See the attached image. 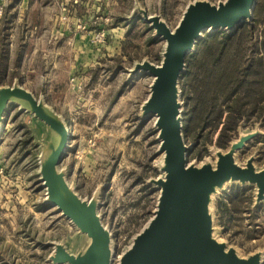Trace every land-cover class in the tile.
I'll return each instance as SVG.
<instances>
[{"label":"rangeland","instance_id":"rangeland-1","mask_svg":"<svg viewBox=\"0 0 264 264\" xmlns=\"http://www.w3.org/2000/svg\"><path fill=\"white\" fill-rule=\"evenodd\" d=\"M56 1L63 26L73 25L70 35L87 34L97 57L72 67L67 61L71 59L70 48L63 47V61L54 79L44 84L28 74L26 81L59 110L68 134L65 153L55 166V182H61L58 191L63 199L94 216V225L109 236L110 264H119L136 235L154 216L161 191L158 181L165 178L166 156L160 149L156 116L143 110L153 77L134 70L144 62L160 65L166 40L156 37L155 28L145 18L159 16L173 31L189 5L205 1L218 6L227 0H123L120 16L115 19L126 25L118 33L107 29L109 17L106 20L105 15L85 12L79 15L68 0ZM6 3L10 1H0V39L10 35L17 39L21 25L4 18ZM46 6L53 7L54 0H47ZM254 8L255 19L245 22L258 30L264 25V0H256ZM30 17L31 21L38 20L35 11ZM114 38L118 40L115 46ZM195 48L196 44L192 50ZM9 61L6 74L15 76L18 64L14 56ZM27 65L31 69L34 64ZM10 81L2 78L0 84ZM180 84L179 77L175 100L183 120L185 94ZM18 100L16 96L0 95V264H70L65 260L69 256L80 264L87 260L91 248L98 256L100 244L52 204L46 188H42L45 165L39 160L43 150L39 142L43 129L40 122L26 118L19 110ZM242 124L226 148L215 145L217 132L203 142L184 139L187 146H192L186 154L187 166L214 169L231 143L241 135L254 133L241 150L233 151V160L241 168L250 165L255 172L264 170V128L253 118ZM63 185L73 192L77 203ZM233 185L250 184L229 181L209 194L211 239L241 260L254 256L255 264H264V197H257L255 184L249 209L229 216L224 226L217 221L216 200Z\"/></svg>","mask_w":264,"mask_h":264},{"label":"water","instance_id":"water-1","mask_svg":"<svg viewBox=\"0 0 264 264\" xmlns=\"http://www.w3.org/2000/svg\"><path fill=\"white\" fill-rule=\"evenodd\" d=\"M255 1L227 0L218 6L205 1L195 2L187 7L173 31L159 16L145 18L155 28L156 37L166 40L160 65L144 62L134 70L153 77L150 96L143 110L145 114L156 116L155 124L161 139L160 149L166 156L165 178L158 181L161 191L154 216L136 235L119 264H255L254 256L241 260L232 250L225 252L222 245L211 239V220L207 212L210 192L229 181L255 184L257 197H264V170L255 172L250 165L241 168L235 164L232 156L233 151L241 150L255 134L241 135L237 141L231 143V149L221 156L214 169L187 166L186 154L192 146H187L184 142L183 120L179 104L175 100L176 87L185 67L186 56L200 38V32L234 30L252 18ZM0 95L27 100L35 115L50 124L58 133L60 139L53 153L43 158L44 160L42 155L39 158L45 165L41 178L42 188H46L52 204L57 205L67 218L100 244L99 255L96 256L91 248L87 260L80 264H110L108 234L94 225V216L83 207L80 209L63 199L57 189L61 182H55V166L65 153L64 141L68 137L63 122L49 116L43 111L41 104L16 86L0 89ZM59 176L60 179L63 178L62 175ZM63 187L77 203L73 192L67 190L65 185ZM72 207L78 209L87 220L76 214ZM65 260L70 264H78L77 258L72 256Z\"/></svg>","mask_w":264,"mask_h":264},{"label":"trees","instance_id":"trees-1","mask_svg":"<svg viewBox=\"0 0 264 264\" xmlns=\"http://www.w3.org/2000/svg\"><path fill=\"white\" fill-rule=\"evenodd\" d=\"M255 27L243 22L232 31L205 32L186 56L180 76L184 139L203 142L217 132L215 145L226 148L245 121L253 118L264 128V25ZM254 196L252 185L222 193L215 203L218 223L249 209Z\"/></svg>","mask_w":264,"mask_h":264},{"label":"crops","instance_id":"crops-1","mask_svg":"<svg viewBox=\"0 0 264 264\" xmlns=\"http://www.w3.org/2000/svg\"><path fill=\"white\" fill-rule=\"evenodd\" d=\"M1 1V0H0ZM10 3L4 5V18L9 17L11 23H19L20 33L18 38L14 35L5 39H0V64L3 73H0V80L2 78H10L9 84H0V89L17 87L24 93L31 96L38 104H41L43 111L49 116L55 117L58 121L63 122L62 114L59 110L50 103L43 94L37 95L27 84L28 74L35 75L44 84L50 82L55 78V72L59 69L63 61L62 49L63 47L70 48L72 53L71 59L68 56V62L72 67L83 63H90L91 58L96 59L97 51L95 45L91 43L87 34L70 35L71 28L69 25L63 26V21L60 18L61 11L57 7V1L54 0V6H46L47 0H8ZM70 8H73L74 13L82 15L99 14L105 15L106 20L111 19L107 24V29L118 33L124 30V24L115 19L120 16V4L123 0H68ZM82 7V8H79ZM84 9V10H83ZM83 10L81 13L80 11ZM37 13L38 20L31 21V12ZM50 12V14L48 13ZM48 13V16H46ZM74 13H71L72 20ZM105 24V25H106ZM25 27V28H24ZM126 27V26H125ZM24 29H26L24 31ZM48 32V34H46ZM65 38V36H68ZM16 36V37H17ZM117 39H112V44L115 46ZM109 46V41L107 47ZM11 56H14V61L17 67L14 69V75L6 74L8 69V62ZM33 63L31 69L27 64ZM38 75V76H37ZM19 110L25 113L26 118L32 117V120L40 122L42 127V134L40 137V146L42 157L45 159L51 155L59 142V135L50 124L35 115L31 110L30 103L25 99L18 100ZM30 120V119H29ZM40 154V155H41ZM43 159V160H44ZM2 168H0V172Z\"/></svg>","mask_w":264,"mask_h":264},{"label":"bare ground","instance_id":"bare-ground-1","mask_svg":"<svg viewBox=\"0 0 264 264\" xmlns=\"http://www.w3.org/2000/svg\"><path fill=\"white\" fill-rule=\"evenodd\" d=\"M65 132H67V131L65 130ZM225 184H226V183H222L221 187L225 186ZM72 209H73V211H74L76 214H78L79 216H81L82 218H84L85 220H87V219L85 218V216H83V214H82L78 209L73 208V207H72Z\"/></svg>","mask_w":264,"mask_h":264},{"label":"built area","instance_id":"built-area-1","mask_svg":"<svg viewBox=\"0 0 264 264\" xmlns=\"http://www.w3.org/2000/svg\"><path fill=\"white\" fill-rule=\"evenodd\" d=\"M1 12H2V8H0V14H1Z\"/></svg>","mask_w":264,"mask_h":264}]
</instances>
